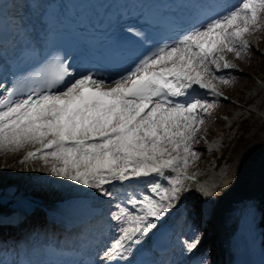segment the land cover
<instances>
[{"label": "snow or ice", "instance_id": "obj_1", "mask_svg": "<svg viewBox=\"0 0 264 264\" xmlns=\"http://www.w3.org/2000/svg\"><path fill=\"white\" fill-rule=\"evenodd\" d=\"M127 31L149 43L136 27ZM257 31H264V0H238L178 39L150 44L115 79L94 67L78 70L51 52L10 83L0 82V152L39 145L20 162L40 160L52 176L93 190L102 202L116 201L107 212L113 237L97 260L73 264L126 262L154 221L177 207L186 182L196 180L189 167L200 155L197 133L224 97L217 82L236 79L220 74L237 67L227 54L247 56V34ZM141 180L144 188L119 198L110 190L115 182ZM199 243L198 236L182 241L188 253ZM197 264L209 261L201 255Z\"/></svg>", "mask_w": 264, "mask_h": 264}, {"label": "rangeland", "instance_id": "obj_2", "mask_svg": "<svg viewBox=\"0 0 264 264\" xmlns=\"http://www.w3.org/2000/svg\"><path fill=\"white\" fill-rule=\"evenodd\" d=\"M255 34L256 32H251L247 34V38L251 41L250 51L247 56H245L244 58H237L232 53L227 54V59L232 63L236 64L237 67L235 69H224L220 74L232 76L235 77L236 79L233 83L230 84L227 90H225L217 82L219 90L224 93V97H221L217 100V106L214 109L210 110L211 115L205 117V124L204 126L201 127L200 131L197 133V139L199 140V143L195 144L194 148L198 153H200V155L189 167V172L196 174V180L187 181L186 186L189 189L188 191H190L191 193L199 192V194L204 197V206L202 207L196 206V202L199 196H197V194L196 195L189 194L187 198L189 200L190 199L192 200V202L189 201V204H191L195 208L193 209L189 207L188 210L191 213H194L201 209L204 213L199 212L198 214L199 217L201 216L202 217L193 219L192 223L189 225V229L192 231V234L187 236V239H193L196 236L200 237L199 246L196 248L197 251L196 250L194 251L196 252V254L191 257L192 264H197V259L201 255H204L206 257V259L209 261V264H214L213 263L215 260L214 257L217 251L216 245L218 243L216 239L213 238L208 240V238L212 224L211 210L214 208L217 201L216 196L219 193L218 186L220 181L224 177L238 175L246 172L248 169L252 167L253 161L256 160V157H259L262 154H264V151L260 152L259 154L256 155L255 158L251 159L245 167L241 169H236L233 167H228L223 165L216 170V168L213 169L211 167L213 163V157H211V154L207 155V153H205V151L202 149V145H203L202 143L207 140L211 141V143H213V146H219L220 144L219 140L220 138H224L226 128L224 130L221 128L219 129L218 127L220 125L222 127H227L229 124H231L232 119L246 115V111L248 108H252V106L257 107V109L260 112H263L262 109H264V106L263 107L257 106V103L259 102L261 96L264 94V86L261 85L262 80H264V72H260L257 69L258 61L256 58V53L254 52L255 51L254 45H252V43H255ZM261 50L262 49H258L257 51L261 52ZM261 53H263L264 55V51ZM245 58L249 59L250 65L245 63L244 61ZM200 92L203 98L208 100L213 99V97L204 95V90H200ZM251 95L253 96V101L249 102L248 105H246L247 106L246 109L239 108V106L238 107L236 106L233 107L232 111H227L229 104L230 103L233 104L232 101L240 103L243 101L242 99H240V96L241 98L242 97L244 98ZM214 133L217 136V140L214 137ZM27 146L28 145H26L24 148L16 152H0V174L7 167H10L12 170H14L15 169L14 166H15L16 168H18V172H20L26 169H38L44 165L42 161L37 160L35 164L33 165L29 164V167L20 169L17 166V164H15L14 162L11 163V161H13V158H15L17 155H22L24 153V150ZM198 185L200 186V189H198L197 187ZM204 188L208 189L211 192V195L205 196L203 193ZM208 220H211V224L208 227L205 225L202 226V223H206V221ZM197 230H199V232H197Z\"/></svg>", "mask_w": 264, "mask_h": 264}, {"label": "bare ground", "instance_id": "obj_3", "mask_svg": "<svg viewBox=\"0 0 264 264\" xmlns=\"http://www.w3.org/2000/svg\"><path fill=\"white\" fill-rule=\"evenodd\" d=\"M1 177L3 176L0 175V178ZM218 192L216 204L211 210L212 224L211 220H208L206 223H202V226L205 225L208 227L211 224L208 240L213 238L216 239L218 243L216 245L218 247V253L222 256L223 260L226 261L231 253L225 244L228 236V228L233 220L235 208H238L247 198L254 201L258 213V225L264 237V154L256 157L252 167L246 172L224 177L219 183ZM189 194L194 193H182L181 200L178 202L177 207L167 213L164 219L173 217L177 223L180 217L184 218L185 216H190L188 220L185 219L183 220L184 222H181V228L183 225L185 226L192 223L193 219L198 216V213H196L194 217L188 214V203L191 200L186 199V197ZM185 201L187 203H185ZM197 232H199V230H197ZM188 234L189 233L184 232V236ZM180 238H182V236L175 239L179 240ZM194 254H196V252H194ZM189 263H191V261H188V264Z\"/></svg>", "mask_w": 264, "mask_h": 264}, {"label": "trees", "instance_id": "obj_4", "mask_svg": "<svg viewBox=\"0 0 264 264\" xmlns=\"http://www.w3.org/2000/svg\"><path fill=\"white\" fill-rule=\"evenodd\" d=\"M258 40L264 45V31L258 32ZM257 69L264 72V57L257 53ZM245 63L250 65L249 59H244ZM225 90L230 85H221ZM245 102L252 101V97H244ZM258 106H264V94L262 95ZM234 105H231L233 108ZM226 132L224 138L216 151L211 155L213 157V167L219 168L225 166L242 167L258 151L264 149V127L262 118L252 112L247 115L232 119L227 127H221Z\"/></svg>", "mask_w": 264, "mask_h": 264}]
</instances>
